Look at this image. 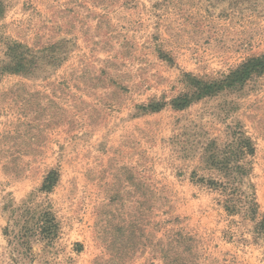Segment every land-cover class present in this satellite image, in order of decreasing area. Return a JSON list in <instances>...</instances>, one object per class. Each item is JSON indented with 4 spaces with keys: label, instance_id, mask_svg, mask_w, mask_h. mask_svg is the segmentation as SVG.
<instances>
[{
    "label": "rangeland",
    "instance_id": "374dc122",
    "mask_svg": "<svg viewBox=\"0 0 264 264\" xmlns=\"http://www.w3.org/2000/svg\"><path fill=\"white\" fill-rule=\"evenodd\" d=\"M0 264H264V0H0Z\"/></svg>",
    "mask_w": 264,
    "mask_h": 264
},
{
    "label": "trees",
    "instance_id": "16d2710c",
    "mask_svg": "<svg viewBox=\"0 0 264 264\" xmlns=\"http://www.w3.org/2000/svg\"><path fill=\"white\" fill-rule=\"evenodd\" d=\"M255 66H260V64H257V65H255ZM245 143V142H244ZM242 148V150H243V148L244 147H241ZM245 148H248V150L252 153L253 152V149H252V147H245Z\"/></svg>",
    "mask_w": 264,
    "mask_h": 264
}]
</instances>
